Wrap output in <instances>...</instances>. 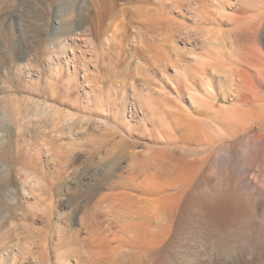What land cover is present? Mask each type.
I'll list each match as a JSON object with an SVG mask.
<instances>
[{"label": "rangeland", "instance_id": "obj_1", "mask_svg": "<svg viewBox=\"0 0 264 264\" xmlns=\"http://www.w3.org/2000/svg\"><path fill=\"white\" fill-rule=\"evenodd\" d=\"M254 2L0 0V264H65L63 251L89 246L78 219L123 186L104 168L108 145L125 164L152 148L208 154L165 142L157 113L185 105L212 122L232 107ZM229 137L215 144L239 148L243 134Z\"/></svg>", "mask_w": 264, "mask_h": 264}, {"label": "bare ground", "instance_id": "obj_2", "mask_svg": "<svg viewBox=\"0 0 264 264\" xmlns=\"http://www.w3.org/2000/svg\"><path fill=\"white\" fill-rule=\"evenodd\" d=\"M251 10L249 41L240 37L238 43L243 60L228 73L235 106L213 109V119L219 118L212 122L185 105L157 113L165 142L205 145L208 154L175 156L152 148L125 164L115 144L103 148L110 160L104 168L119 174L123 186L78 219L90 244L63 251L65 264L84 253L80 264H264V163L260 177L251 176L264 154V130H254L264 118V0H255ZM239 132V148L215 144Z\"/></svg>", "mask_w": 264, "mask_h": 264}]
</instances>
